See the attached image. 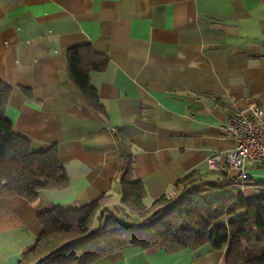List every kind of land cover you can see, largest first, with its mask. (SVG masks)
Segmentation results:
<instances>
[{
	"label": "crops",
	"instance_id": "1",
	"mask_svg": "<svg viewBox=\"0 0 264 264\" xmlns=\"http://www.w3.org/2000/svg\"><path fill=\"white\" fill-rule=\"evenodd\" d=\"M86 45L108 58L91 75L104 115L66 65L68 50ZM0 82L12 89L5 115L14 133L33 152L56 146L69 178L67 189L42 191L35 203L0 197V264H20L44 231L39 215L57 207L110 195L112 214L143 226L121 203L127 158L148 208L191 174L196 187L221 186L210 197L264 200V168L249 167L241 185L236 172L206 163L235 148L222 133L228 117L264 105V0H0ZM227 253L130 248L92 264H227Z\"/></svg>",
	"mask_w": 264,
	"mask_h": 264
},
{
	"label": "trees",
	"instance_id": "2",
	"mask_svg": "<svg viewBox=\"0 0 264 264\" xmlns=\"http://www.w3.org/2000/svg\"><path fill=\"white\" fill-rule=\"evenodd\" d=\"M65 59L70 79L85 102L104 115L91 75L106 69L107 56L86 45L69 49ZM11 95L12 89L0 82V197L19 196L35 203L42 191L67 189L69 178L56 146L33 152L30 143L14 133L5 115ZM133 173L134 161L127 158L119 176L121 203L144 220L143 226H128L112 214L107 207L110 195L82 208L57 207L39 215L44 231L20 264H92L125 249L158 246L168 255L204 247L228 249L227 264H264V200L210 197L221 186L196 187L199 180L191 174L148 208L145 187L131 180ZM240 212H245L243 218L238 217ZM223 220H230L227 226Z\"/></svg>",
	"mask_w": 264,
	"mask_h": 264
},
{
	"label": "built area",
	"instance_id": "3",
	"mask_svg": "<svg viewBox=\"0 0 264 264\" xmlns=\"http://www.w3.org/2000/svg\"><path fill=\"white\" fill-rule=\"evenodd\" d=\"M222 133L235 141V148L210 156V171L236 172L233 182L245 185L249 167L264 168V105L249 104L227 119Z\"/></svg>",
	"mask_w": 264,
	"mask_h": 264
}]
</instances>
